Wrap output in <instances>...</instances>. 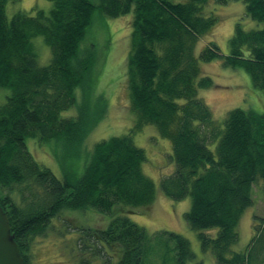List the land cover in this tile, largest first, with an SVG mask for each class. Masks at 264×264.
Returning a JSON list of instances; mask_svg holds the SVG:
<instances>
[{
	"label": "trees",
	"instance_id": "1",
	"mask_svg": "<svg viewBox=\"0 0 264 264\" xmlns=\"http://www.w3.org/2000/svg\"><path fill=\"white\" fill-rule=\"evenodd\" d=\"M14 1L0 0V92L9 91L0 101V206L23 263L31 262L33 238L43 235L63 210L89 207L116 215L105 229L84 230L77 239L80 252L98 254L105 264L115 256L114 264H189L195 259L181 234L161 230L149 236L121 214L154 200L155 184L142 170L145 152L132 140V134L151 124L170 141L169 159L175 165L160 179V190L172 201L190 198L183 217L198 231L202 250H210L216 264H261L264 254L254 255V248L262 241L260 254L264 249V227L244 251L232 245L243 212L253 204V185L264 182V113L233 108L219 129L198 89L213 85L210 77L200 76L199 62L222 57L225 66L243 69L264 93V0H240L245 15L261 27L245 29L236 22L226 55L209 42L197 57V42L218 21L201 14L207 0H49L48 12L34 7L8 19L5 8ZM95 11L111 18L132 12L126 85L136 121L129 133L101 139L86 150L79 176L59 159L63 177L58 178L34 159L26 139L39 145L59 141L78 151L103 118L104 99L91 105L95 55L80 46ZM36 36L50 48L44 66L32 43ZM78 87L82 101L76 116L62 117L77 105ZM212 229L214 236L208 232Z\"/></svg>",
	"mask_w": 264,
	"mask_h": 264
},
{
	"label": "rangeland",
	"instance_id": "2",
	"mask_svg": "<svg viewBox=\"0 0 264 264\" xmlns=\"http://www.w3.org/2000/svg\"><path fill=\"white\" fill-rule=\"evenodd\" d=\"M51 6L49 0H16L7 3L5 12L10 19L17 11L33 12L32 9L36 7L48 12ZM201 14L216 16L218 21L197 42L194 49L196 57L209 42H214L221 54L226 55L228 39L233 33L236 22H241L245 29L261 27L260 23L245 15L244 4L240 0H228L225 4L207 0L202 5ZM131 21L132 12L111 18L95 11L84 41L80 45L83 48L93 49L95 55L93 66L95 82L91 105L98 97H102L105 103L104 116L84 140L83 147L76 151L66 148L59 141L52 140L39 145L35 139H26L27 148L34 159L49 168L58 178L63 177L59 159H62L64 164L79 176L88 158L86 150L91 149L94 143L101 139L129 133L136 121L135 115L129 108V93L126 85V57L130 48ZM32 43L38 54V64L47 65L51 52L43 37H33ZM199 66L200 76L210 77L213 85L210 88L198 89V97L209 107L212 119L219 129L223 128L226 114L233 108L264 113V93L252 85L250 76L243 69L225 66L222 57L210 62H199ZM8 92L1 90L0 101ZM75 93L77 105L64 111L62 117L76 116L77 106L82 101L79 87ZM93 110L92 107L91 111ZM132 140L145 152L146 161L142 164V170L155 184V197L147 207L121 214L142 226L149 236L161 230L177 232L184 236L189 241L190 249L195 256L189 264H194L195 261H202V264H216L212 252L202 250L198 231L191 229L184 220L183 214L190 208V198L172 201L160 190V179L172 173L175 167L169 159L172 150L170 141L162 138L151 124L144 125L140 131L132 134ZM209 147L214 150L215 143L210 144ZM261 181L253 185V204L243 212L238 223V241L232 245L234 251H244L252 243L258 231L260 232L264 227V182ZM63 212L66 214L62 213L58 218L53 219L43 235L33 238L29 264H82L84 260H88V264H105V259L98 254L80 252L77 239L84 236L85 229H105L116 212L103 214L92 207L84 210L68 209ZM208 232L214 236L216 229ZM262 243L261 241L255 244L254 255L263 256L264 249L261 250V254L258 251ZM105 251L111 256L108 249ZM118 258L119 256H115L112 264ZM261 264H264V260Z\"/></svg>",
	"mask_w": 264,
	"mask_h": 264
},
{
	"label": "water",
	"instance_id": "3",
	"mask_svg": "<svg viewBox=\"0 0 264 264\" xmlns=\"http://www.w3.org/2000/svg\"><path fill=\"white\" fill-rule=\"evenodd\" d=\"M0 264H24L17 243L10 232L6 214L0 206Z\"/></svg>",
	"mask_w": 264,
	"mask_h": 264
}]
</instances>
